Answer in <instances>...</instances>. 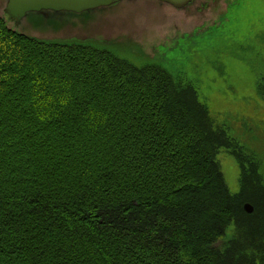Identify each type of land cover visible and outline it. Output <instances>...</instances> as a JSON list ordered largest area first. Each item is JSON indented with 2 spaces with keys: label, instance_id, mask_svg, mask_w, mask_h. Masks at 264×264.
Segmentation results:
<instances>
[{
  "label": "trees",
  "instance_id": "trees-1",
  "mask_svg": "<svg viewBox=\"0 0 264 264\" xmlns=\"http://www.w3.org/2000/svg\"><path fill=\"white\" fill-rule=\"evenodd\" d=\"M224 139L164 70L0 16V264H264V185L249 169L229 192Z\"/></svg>",
  "mask_w": 264,
  "mask_h": 264
},
{
  "label": "rangeland",
  "instance_id": "rangeland-1",
  "mask_svg": "<svg viewBox=\"0 0 264 264\" xmlns=\"http://www.w3.org/2000/svg\"><path fill=\"white\" fill-rule=\"evenodd\" d=\"M4 5L0 0V16L19 32L106 49L136 69H162L175 83L191 86L224 134L215 161L229 192L242 189L249 169L264 185V0H193L182 9L121 1L79 15L29 13L17 26ZM245 204H252L243 202L247 213ZM242 223L238 235L235 225L227 228L226 241L236 234L245 245L237 253L255 261L259 244L250 232L256 223Z\"/></svg>",
  "mask_w": 264,
  "mask_h": 264
},
{
  "label": "water",
  "instance_id": "water-1",
  "mask_svg": "<svg viewBox=\"0 0 264 264\" xmlns=\"http://www.w3.org/2000/svg\"><path fill=\"white\" fill-rule=\"evenodd\" d=\"M121 1L131 0H5L4 12L15 26L29 13H37L41 16H57L61 13L79 15L89 13L101 8H106ZM156 1L171 6L174 9L185 8L193 0H147ZM247 213L253 211L249 204L244 205Z\"/></svg>",
  "mask_w": 264,
  "mask_h": 264
}]
</instances>
